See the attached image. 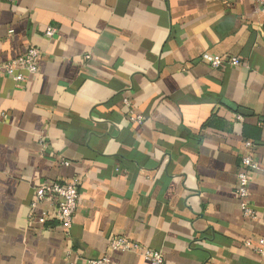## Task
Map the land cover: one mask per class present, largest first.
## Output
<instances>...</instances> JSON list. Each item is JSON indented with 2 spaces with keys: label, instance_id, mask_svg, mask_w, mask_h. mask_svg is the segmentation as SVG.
<instances>
[{
  "label": "crops",
  "instance_id": "crops-1",
  "mask_svg": "<svg viewBox=\"0 0 264 264\" xmlns=\"http://www.w3.org/2000/svg\"><path fill=\"white\" fill-rule=\"evenodd\" d=\"M29 47L38 72L0 78V264H147L114 236L164 264H264V0H0V64ZM248 139L255 221L235 195ZM73 178L68 234L30 219L37 185Z\"/></svg>",
  "mask_w": 264,
  "mask_h": 264
},
{
  "label": "built area",
  "instance_id": "built-area-1",
  "mask_svg": "<svg viewBox=\"0 0 264 264\" xmlns=\"http://www.w3.org/2000/svg\"><path fill=\"white\" fill-rule=\"evenodd\" d=\"M13 1V0H8ZM232 3L236 0H226ZM56 33V28L52 26L46 27L44 35L51 38ZM41 52L37 47H29L26 51L16 57H13L0 64V78L2 76L10 77L17 85H22L28 75H33L38 72V61ZM86 58H89L87 55ZM200 61L211 69L219 68L223 65L239 66L241 60L236 56H225L204 52L200 55ZM124 103L128 105V100L124 99ZM127 119L131 123H142L143 117L129 112ZM254 142L252 140L244 141L243 153L241 155L240 170L237 173V186L235 195L239 201L240 209L244 218L255 221L258 215L250 205L249 201V181L250 173L257 168V161L253 154ZM69 162L63 161L62 164L67 165ZM50 200L54 211L53 215L46 212H38L34 214L38 205L44 201ZM79 202L78 179L73 178L68 181H48L37 185L34 188L33 201L31 204L30 219L37 220L39 223H46L51 218L55 220L59 226L68 234L73 217L77 210ZM245 244L251 245L250 241L246 240ZM108 247L112 250L121 251H138L142 254L147 264H164V259L160 251L146 248L138 242L128 239L123 236H114L109 239ZM254 250L264 255V236L257 240ZM71 251L66 252V257L69 258ZM83 264H114L106 255L96 258H87L82 261ZM69 264H77L70 261Z\"/></svg>",
  "mask_w": 264,
  "mask_h": 264
},
{
  "label": "water",
  "instance_id": "water-1",
  "mask_svg": "<svg viewBox=\"0 0 264 264\" xmlns=\"http://www.w3.org/2000/svg\"><path fill=\"white\" fill-rule=\"evenodd\" d=\"M241 114H244V112L242 110L239 111Z\"/></svg>",
  "mask_w": 264,
  "mask_h": 264
},
{
  "label": "trees",
  "instance_id": "trees-1",
  "mask_svg": "<svg viewBox=\"0 0 264 264\" xmlns=\"http://www.w3.org/2000/svg\"><path fill=\"white\" fill-rule=\"evenodd\" d=\"M47 223V222H46Z\"/></svg>",
  "mask_w": 264,
  "mask_h": 264
}]
</instances>
